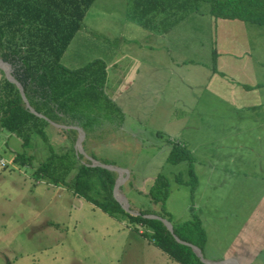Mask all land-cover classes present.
Listing matches in <instances>:
<instances>
[{
    "label": "rangeland",
    "instance_id": "rangeland-1",
    "mask_svg": "<svg viewBox=\"0 0 264 264\" xmlns=\"http://www.w3.org/2000/svg\"><path fill=\"white\" fill-rule=\"evenodd\" d=\"M134 1L94 0L62 56L68 67L104 59V90L122 109V119L116 113L106 122L91 117L86 138L79 127L69 134L47 124L48 142L56 152L74 147L93 157V164L125 169L120 175L127 178L122 181L118 174L116 192L126 202L127 208L121 207L132 213L154 208L147 190L157 174L167 175L169 222L198 217L205 227L203 257H215L234 237L238 243L247 239L241 225L264 196V111H258L264 109V25L234 19L229 22L241 24L242 33L232 23L229 35L222 28L217 36L209 0H186L183 7L184 0H163L182 16L165 23L157 19L150 29L134 19ZM233 30L238 37L260 35L248 41L250 51L232 57H249L255 70L262 100L249 109L235 103L232 87L218 73L209 78L211 51L228 47ZM179 139L188 140L192 150L193 187L190 162L167 160ZM34 143L32 163L19 164L13 156L21 150L20 139L0 131V158L6 162L0 165V264H180L150 243V228L123 213L110 215L67 184L36 173L45 147L39 139ZM176 172L182 182L174 180ZM90 194L104 198L97 182Z\"/></svg>",
    "mask_w": 264,
    "mask_h": 264
},
{
    "label": "trees",
    "instance_id": "trees-1",
    "mask_svg": "<svg viewBox=\"0 0 264 264\" xmlns=\"http://www.w3.org/2000/svg\"><path fill=\"white\" fill-rule=\"evenodd\" d=\"M93 2L94 0H0V59L10 65V74L21 86L29 106L43 116L34 114L26 107L17 85L0 69V131L6 130L20 139L21 150L13 156L19 164L32 163L34 156L30 151L35 150L34 139H39L44 143L45 154H42L41 161L36 166V173L54 184H67L74 192L110 215L115 212L123 213L130 221L150 228L151 233L148 235L157 248L178 263L205 264L189 245L191 243L201 250L204 242L205 232L198 217L171 223L173 232H170L161 219L147 216H159L169 221L165 210L170 188L167 175L157 174L147 190L149 204L154 208L132 213L124 210L117 201L119 198L123 200L121 194L114 191L117 171L93 164V157H85L81 150L74 147L56 152L48 142L45 130V125L50 124L48 120L73 126L60 127L61 131L69 134H77L79 127L86 138L89 127H85L92 123L91 117L95 121L99 117L106 122L110 113H116L122 119V109L104 90L107 75L104 59L95 57L76 67H68L62 62L65 50L81 27ZM178 2L179 0H175V3ZM209 2L211 6L208 11L214 19L239 18L264 24V0ZM165 3L163 0H135L134 19L142 27L150 29L156 28L157 19L161 23H165V18L170 22L172 19L178 20L179 14H174V9ZM180 3L183 4L180 7H183L187 1ZM168 11L173 18L165 17ZM216 57L217 51L213 49L211 74L219 73L216 69ZM191 158L190 150L178 143L172 144L167 156L171 163L183 160L190 162L188 182L193 187L195 177ZM101 163L108 164L104 161ZM73 170V177L67 182V176ZM173 178L176 182L183 181L180 172H176ZM96 182L103 191L104 198L101 201L93 199L90 194L95 189Z\"/></svg>",
    "mask_w": 264,
    "mask_h": 264
},
{
    "label": "crops",
    "instance_id": "crops-1",
    "mask_svg": "<svg viewBox=\"0 0 264 264\" xmlns=\"http://www.w3.org/2000/svg\"><path fill=\"white\" fill-rule=\"evenodd\" d=\"M179 16L181 17L182 14H179ZM165 17L173 18L170 11H168L165 14ZM167 19L168 18H165V20ZM234 19L251 22V23H254L260 26L264 25V24L255 23V22L248 21V20L239 19V18H234ZM234 19L224 20V18H218V20L216 21V19L213 18V20L216 23L218 22L217 27H216L218 30L217 36L221 35L220 30L222 28L226 31V34H227L229 25L233 23L229 21H232ZM225 21H228V22H225ZM216 23H215V26H216ZM232 25L235 26V28L238 31V35H240L242 33L241 31L242 25L237 24V23H233ZM233 32L234 34L231 35V43L228 47L220 46L218 48L216 46V49H215L217 51V57L215 59L216 69L219 72L218 75L223 78L224 83L228 86V88L232 87L233 89L232 94H233L235 103H238L239 106H247V108L249 109L261 103L260 96L262 94H260L259 90L257 89L258 84L256 82L257 77L255 74V70H254V67L249 57L246 56L244 60L232 58V57H235V56L239 57L243 53L246 54L248 51H250L251 45L248 44V41L253 40V39L259 40L260 35L257 34V32L255 33L253 32L250 38L246 36L238 37L236 35V30H233ZM221 38L222 37L218 39L219 45H221ZM225 53L228 54V56H225V60H221V56H223ZM229 72L236 75V77L234 78L230 74H229V77L226 76ZM213 75H216V77H219L217 73L213 72V74H209V78L212 79ZM229 80L231 82L234 81L232 85H230ZM246 87H250V88L248 89ZM261 110L264 111V109L262 108L258 109V111H261ZM197 116H200L199 112ZM175 139L177 138L174 136H169V140H171L172 142H175ZM187 141L188 140L186 139H179V141H176V143L181 144L182 146L185 145L187 147V143H186ZM190 151L192 153V150ZM246 217H247L246 220H244V222L241 225L240 232L244 231L248 235L247 239L242 240L240 243H238L235 241L236 237H234L232 239V244H229V247L227 250H224L221 253L216 254L215 257L206 256L205 259L208 262L217 263L222 260L232 258L233 259L232 263H226V264H264V196L262 197V199L259 200L258 205ZM177 222H181V221H177ZM201 225H203L202 222H201ZM143 239L146 240L145 238ZM151 240L152 239H150L149 241L150 243L153 244ZM215 245L220 246L221 245L220 240H216Z\"/></svg>",
    "mask_w": 264,
    "mask_h": 264
},
{
    "label": "water",
    "instance_id": "water-1",
    "mask_svg": "<svg viewBox=\"0 0 264 264\" xmlns=\"http://www.w3.org/2000/svg\"><path fill=\"white\" fill-rule=\"evenodd\" d=\"M4 67H7V69L4 68ZM0 69L3 71L4 75H5L8 79H10L11 81H13V82L17 85V87L19 88V90H20V92H21V96H22V98H23V100H24V102H25V104H26V107H27L31 112H33L34 114L43 117L40 113L35 112L34 109L31 108V107L29 106V104L27 103L26 98H25V96H24V94H23V90H22L21 86L19 85V83H18V82H17V81L11 76V74H10V65H9L8 63H6V62H4V61H2V60L0 59ZM48 121H49L50 124H52V125H54V126H57V127H63V128H66V127H73V126L61 125V124L55 123V122L50 121V120H48ZM80 140H81V138H77L78 145L80 144ZM91 161L93 162V161H95V160H94V159H91ZM97 165H99V166H101V167H104V168H107V169L115 170V171L118 172L119 175H120V171H121V172L125 171V169H122V168L117 167V166H112V165H109V164L97 163ZM120 176H121L122 181H124L126 177H125V176H122V175H120ZM119 184H120V182H117V181L115 182V184H114V191H115V192H116V190H117ZM122 203H123L124 207L127 208V206L124 204L123 200H121V204H122ZM147 216H149V217H150V216H151V217H157V218L161 219V220L164 222V224L166 225V227L168 228V230H169L170 232H173V228H172V224H171V222H169V221L166 220L165 218H161V217H159V216H152V215H147ZM177 240L179 241V239H177ZM189 245H190V246L193 248V250L197 253V255L199 256L200 260H201L203 263H205V264H226V263H232V261H233L232 258H228V259L222 260V261L217 262V263H213V262L211 263V262H208V261L203 257L202 251H201L199 248H197L196 246L192 245L191 243H189Z\"/></svg>",
    "mask_w": 264,
    "mask_h": 264
},
{
    "label": "built area",
    "instance_id": "built-area-1",
    "mask_svg": "<svg viewBox=\"0 0 264 264\" xmlns=\"http://www.w3.org/2000/svg\"><path fill=\"white\" fill-rule=\"evenodd\" d=\"M0 165L1 166H5L6 165V162L2 158H0Z\"/></svg>",
    "mask_w": 264,
    "mask_h": 264
},
{
    "label": "bare ground",
    "instance_id": "bare-ground-1",
    "mask_svg": "<svg viewBox=\"0 0 264 264\" xmlns=\"http://www.w3.org/2000/svg\"><path fill=\"white\" fill-rule=\"evenodd\" d=\"M124 200V199H123ZM124 203H126L125 201H123Z\"/></svg>",
    "mask_w": 264,
    "mask_h": 264
}]
</instances>
